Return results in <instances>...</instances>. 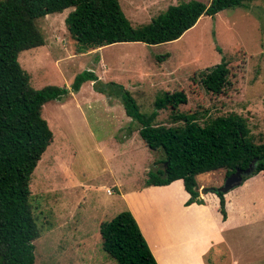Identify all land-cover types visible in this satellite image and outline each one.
Returning <instances> with one entry per match:
<instances>
[{
  "label": "rangeland",
  "instance_id": "1",
  "mask_svg": "<svg viewBox=\"0 0 264 264\" xmlns=\"http://www.w3.org/2000/svg\"><path fill=\"white\" fill-rule=\"evenodd\" d=\"M118 1L136 27L149 23L170 5L190 0ZM69 11L37 20L44 45L19 54L31 85L70 89L78 74L92 71L102 84L116 86L107 87L114 93L102 94L94 82L87 81L79 92L70 91L61 100L43 105L41 114L54 140L30 182L40 230L34 242V264H117L103 251L100 225L120 212L132 213L138 206L134 194L149 188L145 181L162 167L163 158L162 151L144 145L138 123L125 113L117 85L131 94L145 115L155 111L156 99L166 93L186 94V104L158 110L153 124L181 126L183 122L174 119L177 114L197 113L200 123L237 114L245 120L252 141L264 142V0L201 16L172 42H125L83 53L66 30ZM222 62L230 70L224 92H206L199 74ZM224 175L223 170L197 175L200 198L217 196L209 188H220ZM229 192L226 213L231 219L239 215L243 224L224 233L226 245L209 250L205 263L264 264V178L261 173L250 174L225 195ZM141 197L149 212L158 215L154 221H161L159 210L168 196L150 192Z\"/></svg>",
  "mask_w": 264,
  "mask_h": 264
},
{
  "label": "trees",
  "instance_id": "2",
  "mask_svg": "<svg viewBox=\"0 0 264 264\" xmlns=\"http://www.w3.org/2000/svg\"><path fill=\"white\" fill-rule=\"evenodd\" d=\"M255 0L179 1L153 17L147 24L132 26L118 0H2L0 1V264H34V242L40 237L30 182L33 172L54 135L42 117L43 105L78 92L87 81L97 92L109 94L110 82L102 84L92 71L78 74L71 88L54 85L36 89L21 67L19 54L42 46L37 20L70 9L64 22L70 38L83 53L125 42L157 45L179 39L201 16L242 6ZM227 62L199 74L206 92L220 95L228 84ZM127 116L139 125L138 134L151 151H162L161 168L150 174L146 186H167L182 180L189 195L185 205L203 204L195 177L223 170L226 179L237 169L253 164V173L264 176V142L255 143L245 120L237 115L207 118L177 114L183 125L153 124L158 110L176 109L187 103L183 91L156 99L155 111L142 114L131 94L117 85ZM108 90V91H107ZM117 93V92H116ZM199 116V117H198ZM204 118V117H203ZM246 176L243 177V179ZM219 198V210L226 219L225 193L209 188ZM103 251L117 264H158L140 227L129 211L117 214L99 228Z\"/></svg>",
  "mask_w": 264,
  "mask_h": 264
},
{
  "label": "crops",
  "instance_id": "3",
  "mask_svg": "<svg viewBox=\"0 0 264 264\" xmlns=\"http://www.w3.org/2000/svg\"><path fill=\"white\" fill-rule=\"evenodd\" d=\"M148 187L144 192L134 194L138 206L132 208V213L158 264H206L205 257L209 250L223 243L226 245L224 233L243 224L239 215L231 219L226 213V219L223 220L217 196L211 199L203 195L201 198L206 201L205 204L185 205L189 195L182 180L167 186ZM150 192L168 196L159 210L162 223L158 219L154 221L158 215L149 212V205L141 201V196ZM231 194L224 195L225 207L230 203ZM225 209L227 212L228 208ZM169 212L171 218L168 217Z\"/></svg>",
  "mask_w": 264,
  "mask_h": 264
},
{
  "label": "water",
  "instance_id": "4",
  "mask_svg": "<svg viewBox=\"0 0 264 264\" xmlns=\"http://www.w3.org/2000/svg\"><path fill=\"white\" fill-rule=\"evenodd\" d=\"M253 170V164H251V166H249V168H247L246 170L237 169L225 179L224 184L220 188H218V191L226 193L229 190L233 189L235 186L240 185L243 181V177L252 174Z\"/></svg>",
  "mask_w": 264,
  "mask_h": 264
}]
</instances>
